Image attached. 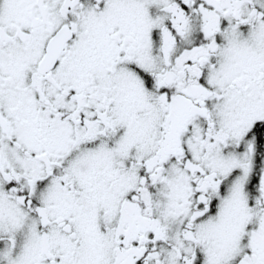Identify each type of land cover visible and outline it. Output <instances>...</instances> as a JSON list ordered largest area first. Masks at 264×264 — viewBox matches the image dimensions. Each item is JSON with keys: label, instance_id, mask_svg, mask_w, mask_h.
<instances>
[{"label": "snow or ice", "instance_id": "6c2138e0", "mask_svg": "<svg viewBox=\"0 0 264 264\" xmlns=\"http://www.w3.org/2000/svg\"><path fill=\"white\" fill-rule=\"evenodd\" d=\"M0 264H264V0H0Z\"/></svg>", "mask_w": 264, "mask_h": 264}]
</instances>
